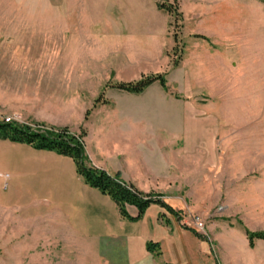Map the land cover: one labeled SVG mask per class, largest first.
I'll use <instances>...</instances> for the list:
<instances>
[{"label":"rangeland","instance_id":"374dc122","mask_svg":"<svg viewBox=\"0 0 264 264\" xmlns=\"http://www.w3.org/2000/svg\"><path fill=\"white\" fill-rule=\"evenodd\" d=\"M251 1L232 0V61L223 73L209 54L218 22L197 21L189 0L157 1L171 6V13L160 10L168 36L178 37L164 49L140 31L79 24L80 9L64 1L0 0V118L66 126L78 135L126 127L137 143L181 148L174 160L182 167L176 186L184 215L264 231V2ZM210 2L201 0L202 13ZM129 13L142 18L136 8ZM152 74L163 75L167 89L157 82L138 95L114 88ZM46 251L41 259L51 263L40 264H77L78 249ZM241 264H264V243L243 249Z\"/></svg>","mask_w":264,"mask_h":264},{"label":"crops","instance_id":"0c3cea01","mask_svg":"<svg viewBox=\"0 0 264 264\" xmlns=\"http://www.w3.org/2000/svg\"><path fill=\"white\" fill-rule=\"evenodd\" d=\"M43 1L52 7L64 1L65 7L80 9L81 17H74L79 24L102 28L113 24L115 31H140L163 49L174 42L167 34L168 17L158 7V0ZM189 1L197 21L210 17L218 22L221 30L209 35L214 46V53L209 54L214 71L220 68L226 73L227 61L232 58L226 41L227 31H232V0H208L211 5L203 13L201 0ZM134 8L141 12L140 20L130 16L129 9ZM218 11L224 15L218 16ZM83 14L89 15L88 21ZM231 73L222 76L232 78ZM116 132L105 134L102 127L88 128L84 140L90 163L110 174L118 173L141 191L161 194L174 212L151 204L140 219H124L110 197L84 183L71 158L0 139V264L51 263L41 258L47 257L46 249L55 248L78 249L77 264H241L243 249L250 247L240 225L242 230L215 219L199 234L183 224L185 208L177 202L181 197L176 186L180 184L177 171L182 167L174 158L184 150L153 144L151 139L137 143L126 127ZM170 158L175 161L174 172L170 171ZM126 209L136 216L134 206ZM148 242L158 244V254L146 249ZM263 243L256 239L254 247Z\"/></svg>","mask_w":264,"mask_h":264},{"label":"trees","instance_id":"16d2710c","mask_svg":"<svg viewBox=\"0 0 264 264\" xmlns=\"http://www.w3.org/2000/svg\"><path fill=\"white\" fill-rule=\"evenodd\" d=\"M259 1L264 2V0ZM158 7L168 13L172 12L170 5L166 6L164 3H158ZM173 39L177 43L178 37L176 33L173 34ZM173 49L175 50L176 47ZM155 82L163 89H167L165 78L161 74L141 76V78L132 82H119L114 85V88L138 95ZM88 114L89 112L87 111L85 118H87ZM85 136L86 132L84 130H81L78 135L71 132L66 126L53 127L39 122L27 124L15 120L5 121L4 118H0V139L26 144L36 150L52 151L58 155L71 158L77 174L83 179L84 183L110 197L118 207L122 218L136 221L143 216L151 204H158L174 212L162 199L161 194L154 191H141L132 183L124 181L118 173L110 174L105 169L92 165L86 155ZM127 205L136 208V216L132 217L129 215L126 209ZM238 224L243 228L250 248L254 247L256 239L264 240L263 230L252 231L242 225L240 221H238ZM146 249L154 251L156 254L159 252L158 244L153 242L146 243Z\"/></svg>","mask_w":264,"mask_h":264},{"label":"built area","instance_id":"2783aa9c","mask_svg":"<svg viewBox=\"0 0 264 264\" xmlns=\"http://www.w3.org/2000/svg\"><path fill=\"white\" fill-rule=\"evenodd\" d=\"M5 121H12L16 119H12L10 117H5ZM183 224L189 227H192L197 233L204 234L206 230V223L204 218L199 214H189L185 215L183 219Z\"/></svg>","mask_w":264,"mask_h":264}]
</instances>
